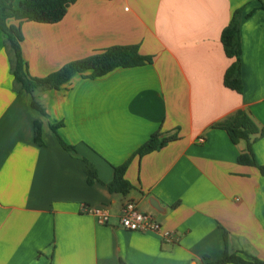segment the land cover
<instances>
[{
  "label": "crops",
  "instance_id": "1",
  "mask_svg": "<svg viewBox=\"0 0 264 264\" xmlns=\"http://www.w3.org/2000/svg\"><path fill=\"white\" fill-rule=\"evenodd\" d=\"M263 5L77 0L56 24L23 22L22 53L33 77L117 45H138L151 57L98 78L76 74L35 93L45 113L16 85L0 27V264H206V256L216 261L227 247L264 260V176L238 162L247 142L234 144L216 127L245 111L259 128L252 150L264 166ZM237 10L241 93L224 83L234 60L221 42ZM156 132L178 138L137 155ZM128 160L126 179L134 189L112 194L107 185ZM86 161L98 174L92 185ZM127 201L174 239L124 229ZM86 207L107 209L109 222L100 224Z\"/></svg>",
  "mask_w": 264,
  "mask_h": 264
},
{
  "label": "trees",
  "instance_id": "2",
  "mask_svg": "<svg viewBox=\"0 0 264 264\" xmlns=\"http://www.w3.org/2000/svg\"><path fill=\"white\" fill-rule=\"evenodd\" d=\"M77 0H22L18 6H14V0H0V27L5 34V48L12 63L13 75L16 85L20 90H25L33 96L32 107L45 113L43 107L36 100L39 91L57 89L68 82L76 74L90 72V78H98L107 75L119 67H137L151 62V57L142 55L138 45H117L98 51L86 58L69 62L60 70L50 75L38 78L29 73L28 64L22 53V42L24 35L22 23L26 21L56 24L60 22L68 12V8ZM264 8V5H263ZM242 12L237 10L222 31L221 42L228 58L234 62L228 68L224 76L226 87L242 92L241 81V37L240 22ZM14 20L16 23H9ZM216 127L224 129L231 141L238 144L246 141L247 150L240 154L238 162L242 165L259 168L264 176V166H260L252 150L253 136L258 133V126L252 118L242 110L235 112L225 120L216 124ZM59 125H54L53 130L57 133L58 140L66 150H71L58 135ZM177 135H163L154 133L146 143L136 152L140 157L162 149L170 141L176 140ZM35 141L38 145H44L42 141V126L39 121L35 122ZM130 160L115 168V176L107 186L112 194L128 195L134 186L126 179V172ZM85 172L88 184L92 185L99 181L94 166L86 161ZM227 239V235H225ZM206 264H264V260L250 256L242 251L230 252L228 247L225 254L218 260L212 261L205 257Z\"/></svg>",
  "mask_w": 264,
  "mask_h": 264
},
{
  "label": "built area",
  "instance_id": "3",
  "mask_svg": "<svg viewBox=\"0 0 264 264\" xmlns=\"http://www.w3.org/2000/svg\"><path fill=\"white\" fill-rule=\"evenodd\" d=\"M202 142L203 139H200ZM86 211L95 216L100 224H107L110 216L107 209L86 207ZM121 226L129 231L136 232H157L161 233L166 239L173 240L174 236L171 232H164L161 223H159L149 213L141 212L134 201H127L123 207L120 218Z\"/></svg>",
  "mask_w": 264,
  "mask_h": 264
},
{
  "label": "water",
  "instance_id": "4",
  "mask_svg": "<svg viewBox=\"0 0 264 264\" xmlns=\"http://www.w3.org/2000/svg\"><path fill=\"white\" fill-rule=\"evenodd\" d=\"M151 204H152V207H153V208H155L156 210L159 211L158 204H157V206H156L154 203H152V202H151Z\"/></svg>",
  "mask_w": 264,
  "mask_h": 264
}]
</instances>
